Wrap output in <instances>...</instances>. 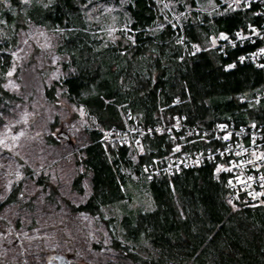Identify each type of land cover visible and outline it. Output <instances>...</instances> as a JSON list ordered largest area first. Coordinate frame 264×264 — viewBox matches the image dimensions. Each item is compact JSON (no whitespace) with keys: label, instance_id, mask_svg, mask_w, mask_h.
Listing matches in <instances>:
<instances>
[{"label":"trees","instance_id":"obj_1","mask_svg":"<svg viewBox=\"0 0 264 264\" xmlns=\"http://www.w3.org/2000/svg\"><path fill=\"white\" fill-rule=\"evenodd\" d=\"M166 1L0 0V106L18 100L7 86L18 72L23 36L31 28L50 32L56 43L48 53L63 73L45 87V98L51 104L64 99L86 119L76 156L82 171L73 184L82 193L88 179L90 195L73 208L72 220L80 238L90 236L81 219L104 228L105 239L90 241L92 253H113L115 264H264V206L231 201L214 166L148 182L143 165L170 153L165 134L145 139L141 153L101 143L113 129H124L126 111L143 129L158 126L159 107L167 118L185 116L200 128L264 127V99L252 103L264 93V68L229 70L251 47L214 48L212 42L257 23L255 7ZM216 5L215 13L201 11ZM177 97L182 103L172 106Z\"/></svg>","mask_w":264,"mask_h":264},{"label":"rangeland","instance_id":"obj_2","mask_svg":"<svg viewBox=\"0 0 264 264\" xmlns=\"http://www.w3.org/2000/svg\"><path fill=\"white\" fill-rule=\"evenodd\" d=\"M55 38L32 28L23 36L14 63L18 72L7 86L18 100L0 106V264H50L55 255L72 264H115L113 253L91 250L93 236L105 239L104 228L81 219L90 236L80 238L72 220L73 208L90 195L88 179L82 193L73 184L82 171L76 156L86 119L64 99L51 104L45 98V87L63 73L48 53Z\"/></svg>","mask_w":264,"mask_h":264},{"label":"built area","instance_id":"obj_3","mask_svg":"<svg viewBox=\"0 0 264 264\" xmlns=\"http://www.w3.org/2000/svg\"><path fill=\"white\" fill-rule=\"evenodd\" d=\"M163 4L167 6V1L163 0ZM225 4L232 8L241 6L247 10L255 7L253 15L258 22L227 37L223 43L212 38L214 48L251 47L227 69H235L238 65L247 64L262 70L264 68V0H229ZM219 7L216 5L208 10L204 6L201 11L215 13ZM174 20L176 28L182 29L178 19ZM177 42L180 45L184 44L183 35ZM195 52H198L197 49ZM262 99L264 93H258L252 103L257 104ZM181 103V98L177 97L172 106ZM163 112V108L159 107L158 126L143 129L126 111L122 113L124 129H113L101 139V143L113 142L141 151L145 139L165 134L172 142L170 153L143 165L142 172L148 182L170 178L191 168L211 165L214 166V178H224L227 197L231 201L242 198L247 207L264 206L263 126L219 124L211 128H200L189 124L185 116L169 119ZM105 151L107 154L110 153L108 148Z\"/></svg>","mask_w":264,"mask_h":264},{"label":"water","instance_id":"obj_4","mask_svg":"<svg viewBox=\"0 0 264 264\" xmlns=\"http://www.w3.org/2000/svg\"><path fill=\"white\" fill-rule=\"evenodd\" d=\"M53 259L52 264H72L70 259L65 255H55Z\"/></svg>","mask_w":264,"mask_h":264},{"label":"flooded vegetation","instance_id":"obj_5","mask_svg":"<svg viewBox=\"0 0 264 264\" xmlns=\"http://www.w3.org/2000/svg\"><path fill=\"white\" fill-rule=\"evenodd\" d=\"M53 257H54V256H50V257L48 258L50 264L53 263V260H54Z\"/></svg>","mask_w":264,"mask_h":264},{"label":"snow or ice","instance_id":"obj_6","mask_svg":"<svg viewBox=\"0 0 264 264\" xmlns=\"http://www.w3.org/2000/svg\"><path fill=\"white\" fill-rule=\"evenodd\" d=\"M225 39H227V37H224Z\"/></svg>","mask_w":264,"mask_h":264}]
</instances>
